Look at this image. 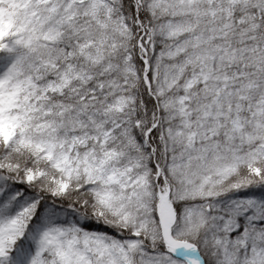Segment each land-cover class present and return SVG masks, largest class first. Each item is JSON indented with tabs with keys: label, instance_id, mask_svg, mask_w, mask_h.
Wrapping results in <instances>:
<instances>
[{
	"label": "snow or ice",
	"instance_id": "obj_1",
	"mask_svg": "<svg viewBox=\"0 0 264 264\" xmlns=\"http://www.w3.org/2000/svg\"><path fill=\"white\" fill-rule=\"evenodd\" d=\"M0 264H264V0H0Z\"/></svg>",
	"mask_w": 264,
	"mask_h": 264
}]
</instances>
